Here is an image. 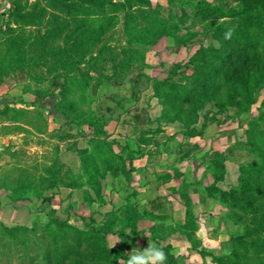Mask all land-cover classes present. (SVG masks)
<instances>
[{
	"label": "rangeland",
	"instance_id": "obj_1",
	"mask_svg": "<svg viewBox=\"0 0 264 264\" xmlns=\"http://www.w3.org/2000/svg\"><path fill=\"white\" fill-rule=\"evenodd\" d=\"M150 1L107 7V31L85 63L74 58L92 77L89 103L68 97L78 106L63 115L71 58L53 54L73 48L80 1L0 0V223L33 230L13 239L0 228V264H47L38 253L50 245L42 233L52 219L67 224H51L58 246L79 242L77 233L94 237L78 264H126L150 240L166 264H230L214 258L235 251L242 264L264 263V48L241 49L228 33L239 18H202L201 0ZM166 79L189 100L182 117L155 94ZM98 144L119 166L104 175L84 152ZM46 168L82 184L45 189ZM18 181L33 189L14 200Z\"/></svg>",
	"mask_w": 264,
	"mask_h": 264
},
{
	"label": "trees",
	"instance_id": "obj_2",
	"mask_svg": "<svg viewBox=\"0 0 264 264\" xmlns=\"http://www.w3.org/2000/svg\"><path fill=\"white\" fill-rule=\"evenodd\" d=\"M80 4L78 6H73V21L79 23V25L73 30V48H69V51H57L53 56L62 55L64 57L71 58V62L65 61L63 59V66L66 67L67 74L63 76V84L60 92L61 101L66 103L64 110L58 111L65 115L66 111H74L77 102L69 100L68 97L75 96L79 97V104L89 103L87 100L90 99V81L92 77L87 72H80L77 70V63L74 58L77 57V61L84 62L85 55L89 50L95 46L96 43L100 41L103 37V34L107 31L108 26H104L111 20V18L106 17L108 13L107 7L111 8H126L131 9L134 6H151L152 3L150 0H123V3H116L114 0H79ZM239 2L238 8L226 9L222 6L213 5L206 0L199 1L195 7L198 9L197 14L205 19H226V18H239L241 21V26H239L235 31L230 30L228 33H233V37L237 45L245 51H252L257 47L264 48V0H236ZM89 6L90 8L86 7ZM194 6V5H193ZM31 17V16H30ZM103 24V25H102ZM235 32V33H234ZM94 33L93 38L91 34ZM77 34V36H76ZM229 37V36H228ZM232 40V38H231ZM233 41V40H232ZM86 48V49H84ZM84 49V52L81 51ZM104 50V49H103ZM103 50L99 52V55L102 54ZM69 54H68V53ZM19 55V54H18ZM21 55V54H20ZM47 56L48 54L45 53ZM44 55V56H45ZM44 58V57H40ZM95 60V58H92ZM197 58H193L191 61H196ZM22 61V59H21ZM69 62V63H68ZM85 63V62H84ZM179 67V66H178ZM170 84L169 80L157 81L154 84V91L157 97L162 101L164 108H170L169 112L178 111L179 117L184 115L182 105L188 103V99L182 94V90L178 86H173V90L169 89ZM178 88V89H175ZM40 96L39 94H36ZM183 95V96H182ZM166 114V113H165ZM264 119L261 118V120ZM88 124L92 127L97 128V125L91 120ZM207 128V124L203 125V130ZM96 133L98 130L96 129ZM102 144H104L102 142ZM87 154L89 160H86L89 163L94 171L98 172V169L95 168L97 161L101 163L102 174L110 172L109 170L117 169L119 166L114 168L113 162H111L107 157L104 156L102 152V147L100 145H94L91 148L84 150ZM262 157H264L261 154ZM55 164V163H54ZM46 176L42 178L44 182V188L48 190H53L55 187L62 185L67 188H78L82 184V180L76 182H65V180L59 176V172L55 168H46ZM113 174V173H112ZM4 189H7L6 186H3ZM25 189H33V184L30 182L18 181L14 184L12 188H9L8 191L11 192L10 197L14 200L22 199V191ZM55 198V195L45 198L44 202H52ZM133 213H135L133 211ZM132 213V215H134ZM57 224L59 227L67 225L65 222L60 221L59 219H52L49 224L44 226L47 233L44 231L43 238L49 242V246L44 250H40L38 255L42 257L47 264H78L80 259H83L84 252L81 251V248L84 244L91 245L93 243L94 237L88 236L84 233H77L78 240L71 239V243H65L62 246H58L57 232L52 229L51 224ZM69 229H72L71 226H67ZM129 227L132 229L134 234L139 233L137 226L136 218L132 219L129 222ZM0 228L4 237L16 238L21 236H26L33 232L32 229L27 227H14L10 228L4 226L0 223ZM108 233H114L108 230ZM97 251H101L102 247L100 245L95 246ZM203 256H208L206 252H201ZM105 256V255H104ZM237 251L233 252L231 256L225 258H214L217 261L229 260L230 264H242L244 258ZM240 259V260H238ZM117 264V262L113 263ZM247 264V263H245ZM257 264H264L259 260Z\"/></svg>",
	"mask_w": 264,
	"mask_h": 264
},
{
	"label": "clouds",
	"instance_id": "obj_3",
	"mask_svg": "<svg viewBox=\"0 0 264 264\" xmlns=\"http://www.w3.org/2000/svg\"><path fill=\"white\" fill-rule=\"evenodd\" d=\"M118 242L120 241L117 240L116 243L113 245V248ZM166 260L167 253L164 251V249L155 245L150 240L149 244L143 249L133 248L128 254L126 264H166ZM119 264H121L120 260Z\"/></svg>",
	"mask_w": 264,
	"mask_h": 264
},
{
	"label": "crops",
	"instance_id": "obj_4",
	"mask_svg": "<svg viewBox=\"0 0 264 264\" xmlns=\"http://www.w3.org/2000/svg\"><path fill=\"white\" fill-rule=\"evenodd\" d=\"M67 188V187H66ZM61 190H63V188H61Z\"/></svg>",
	"mask_w": 264,
	"mask_h": 264
}]
</instances>
